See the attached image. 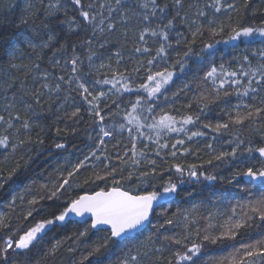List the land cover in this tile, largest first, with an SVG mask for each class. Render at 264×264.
Returning a JSON list of instances; mask_svg holds the SVG:
<instances>
[{"label": "snow or ice", "instance_id": "snow-or-ice-1", "mask_svg": "<svg viewBox=\"0 0 264 264\" xmlns=\"http://www.w3.org/2000/svg\"><path fill=\"white\" fill-rule=\"evenodd\" d=\"M251 3L252 0H243V8L248 9ZM261 3L264 4V0H261ZM71 5L78 17L64 20L58 15L62 9L66 12L67 5L62 3V0H38V4L29 0L24 10L25 15L20 20L21 24L29 27L0 43V93L3 94L4 111L8 116L6 118L0 114V126H6L3 128L4 134H0V148H10L11 153L25 149L34 143L31 136L34 127H39L35 143L43 145L44 140L40 138V133L44 132V128L34 124L31 117L39 114L36 106L43 107L45 93L47 99L53 101L60 99L61 93L64 92L65 104L70 97L73 102L79 97L80 101L87 105V113L96 118L93 124L97 131V150L100 146L106 148L107 138H115L117 134L123 137L127 134V150L123 156L117 153L116 158L124 166L120 167L121 173L125 167L136 170L128 172V180L136 175L138 183L132 190L126 188L121 183L123 175L117 178V167L104 163L105 160L110 162V157L105 155L101 159L97 151H92L70 169H65L66 176L60 173L51 188H48V185L43 186L50 193L47 197L33 196L28 203L35 205L45 198L49 201L54 198L61 199L58 194L73 189L78 180L77 174L83 175L81 169H87L86 161L92 158L100 161L104 168L103 174H94L95 180L91 183L107 181L111 177L112 186L97 185L99 190L93 194L69 197L56 205V211L50 215H44L35 207L29 208L24 219L32 226L19 235L13 234L6 214L0 216V229L8 230L6 238L0 236V264H20L19 261L10 262L11 254L24 256L23 264H32V259L26 254L36 249L43 241L46 230L50 226L64 225L73 220L86 225L84 231L79 232L80 237L86 236L89 230L107 233L104 242L85 255L81 264L89 257L101 253L110 241L120 244V254L114 261L111 258H108L107 262L98 259L96 264H161L166 249L172 254L167 264H196L195 258L199 256L203 246L197 242V239L201 238V227L204 228L203 242H237L232 245L233 253L224 258L227 264H264V237L244 241V234L241 232L242 229L252 227L257 221L260 226H264V192L255 198L237 201L230 207V214L219 225L213 223L217 217L210 213L204 217L205 226L194 227L198 222L190 213L181 214L179 210L173 213L172 218H166L159 224L150 219L155 209L167 204V198L178 191V184L173 182L171 175L159 189L156 187L153 181L157 179V174L162 177L163 173L160 172L157 160L151 157H158L167 163L165 155L174 159H178V153L179 156H187L191 154V149L185 146L186 142L199 144L201 139L204 140L206 155L209 157L207 164H212L214 160L226 161L229 157L236 160L247 154L244 159H240L244 168L234 174V179L243 176L249 182L259 181L260 188L264 189V146H255L251 140L246 143L232 128L244 125L246 121L252 124H256L257 120L264 121V22L257 25L227 26L230 30L226 39H213L225 33L226 28L224 23L217 22L215 13L227 12L229 9L239 11L234 3L205 0L201 7L199 0L195 3L192 0H134L132 4H129L128 0H93L88 3L84 0H71ZM206 9L212 10L211 18ZM193 10L194 19L190 16ZM251 11L255 15L256 10L253 8ZM201 18L206 21V27ZM53 19L66 25L68 32L77 35L83 32L84 36L78 43H62L59 34L50 27ZM178 20L188 29L191 36L189 40L183 32L175 31L174 43L176 46L183 43L182 51L179 47L174 48L173 44V30L176 29ZM153 23L155 27H152ZM117 24L121 25L123 41L114 42L110 36L116 35ZM205 31L208 41L204 43L201 52L196 54L198 59L204 60L206 52L210 57L209 50L220 43H231L234 47L243 45L244 53L234 58L235 64L226 66L225 63H220L217 66L212 63L202 73L196 85L198 92L184 105L185 111L174 109V102L180 93L187 94L192 90L188 83H184L178 91L171 94L172 103L162 105L161 99L169 100V85L173 83L177 69L181 73L185 71L188 60L193 56L192 45L196 43L197 37L204 36ZM129 39L131 48H127ZM97 42L99 50H107L108 62L102 59V51L97 50ZM116 44L120 47L117 48ZM172 50L176 52V58L170 63ZM33 55L35 60L32 59ZM126 55L128 61L135 58V64L121 70L120 65L125 61ZM24 59L30 60L31 63H24ZM113 59L115 68L112 65ZM45 60L50 62L53 71H49ZM55 69H59L60 74H57ZM13 70L22 71L26 79L17 82ZM28 76L32 78L31 90L26 87ZM104 86H110L108 91L103 90ZM72 93H75L76 97H73ZM125 94L129 95L125 97ZM222 97L236 98L235 104H232L231 100L225 101L222 111L228 117L227 121H217L214 124L202 122L201 116L209 105ZM109 100L111 104L108 103ZM102 102L104 108L101 107ZM194 107L196 110L190 111ZM81 110L80 107H75L71 112L64 109L61 119L78 122L77 118H82ZM21 113H24L23 118ZM106 117L110 120L108 124L105 123ZM61 131L62 129L57 127V134ZM261 136L264 137V133H261ZM261 144L264 145V139ZM114 146L119 147L120 141L117 140ZM55 147L63 149L66 145L56 143ZM126 157L128 159H125ZM20 159L25 157L21 156ZM142 164L144 169L140 170ZM18 167L19 162L10 170L4 183H0V189L12 179ZM197 167L195 163L184 165L176 162L166 171H174L181 177V184L185 174L193 180H199L200 176L207 181L217 179L214 175L198 172ZM84 183H90V179L86 177ZM228 183H233V180H228ZM141 186L144 191L139 190ZM148 187L152 190L148 191ZM241 191L250 194V189L246 186H241ZM19 199L23 201V195ZM15 203L16 199L13 198L12 205ZM34 213L42 218L37 219ZM181 216L183 235L169 236L160 232L164 225L181 226ZM148 224L156 229V233L148 235L144 240L139 239ZM192 228L195 237L190 230ZM161 236L164 241L178 247L171 249L168 244L157 247ZM238 236H241L239 241ZM60 245L61 241H57L46 252L40 253L41 258L55 256ZM224 261H221V264H224Z\"/></svg>", "mask_w": 264, "mask_h": 264}, {"label": "trees", "instance_id": "trees-1", "mask_svg": "<svg viewBox=\"0 0 264 264\" xmlns=\"http://www.w3.org/2000/svg\"><path fill=\"white\" fill-rule=\"evenodd\" d=\"M27 0H0V43L7 41L8 39L15 37L18 33L23 32L28 25L21 24L20 20L23 15H25L24 3ZM85 3L93 2L92 0H84ZM129 4L134 3V0H128ZM196 2V0H192ZM225 3H234L239 11H234L229 9L227 12L222 11L221 13H215L217 16V22H222L226 25L225 33H222L221 36L215 37L213 39L227 38V32L230 30L227 26H234L240 24L242 26L247 25H257L264 22V4L261 3V0H252V3L249 5L248 9L243 8V0H224ZM62 3L67 5L66 12L65 9H62L58 14L61 19L70 20L72 17L77 16L78 14L73 10L71 5V0H62ZM205 0H199V5L203 7ZM38 4V3H37ZM10 6V7H9ZM255 9V15L252 14V9ZM208 16L211 18L213 12L211 9H206ZM190 16L194 19V10L190 13ZM201 22H204V19L201 18ZM38 23V22H37ZM155 23L152 24V27H155ZM51 29L58 33L61 42L67 41L68 43H78L79 39L84 36L83 32H79V35L70 33L67 30V26L61 24L59 20L53 19L50 24ZM117 32L115 36H110V38L115 42L117 40L123 41V36L121 35V25L117 24ZM179 30L183 32L185 36L191 40L190 33L188 29L181 25L179 20L176 22V29L173 30V44L174 48L179 47L181 51L183 50V43L180 46H176L174 41L175 31ZM90 36L91 33L89 32ZM110 35V34H107ZM208 41V34L205 31L203 37H197L196 43L192 45L193 56L187 62L186 69L183 73L179 72L177 69V74L174 77V81L169 85L170 91L168 92L169 100L164 101L161 99L160 103L162 105H167L172 103L171 94L178 91L184 83H188L191 86V91L185 93H180L178 97L175 98L174 109H180L185 111L184 105H186L191 97L198 92L196 87L199 79L202 76V73L210 67L212 63L217 66L220 63H225L228 66L230 63L235 64L234 58L240 57L244 53V46L234 47L233 44H217L213 49L209 50L211 56L206 52L204 53L205 59H198L197 55L201 52V49L204 47V43ZM97 42V50L102 51V59L105 62H108V53L107 50H99ZM151 43V41H150ZM239 43V42H235ZM111 47V45H109ZM116 47L119 48L120 45L116 44ZM131 40L127 44V48H131ZM59 58V55L57 56ZM176 58V52L172 50L170 63ZM33 60L36 59L35 55L32 57ZM24 63H31L30 60L24 59ZM45 64L49 65V71H53L50 66V62L45 60ZM135 64V58L132 61L127 60V55L125 56V61L120 65L121 70H124L125 67H132ZM113 68L116 67L115 61H112ZM57 74H60L59 69L54 70ZM106 71V70H105ZM14 75L17 77V82L20 80H25V74L21 72H15ZM139 82V81H137ZM32 78L31 76L27 77L26 87L31 90ZM67 87V86H65ZM110 86H104L103 90L108 91ZM11 94L9 93V96ZM65 93H61L60 99H54L49 101L47 99V93H45V103L43 107L36 106L39 114L32 115L31 120L34 124L42 126L44 132L40 133V138L44 140V144L35 143L37 139V133L39 132V127H34L31 133L34 143L27 146L25 149H18L16 153H11V149L8 150L0 148V183H4L7 178L10 170L17 166L19 162V167L16 170L15 175L12 176L11 180H8L5 184V187L0 189V216L6 214L7 220L10 222V228L13 230L14 235H19L24 230L29 228L31 223L24 219V216L27 215L29 208L35 207L44 213V215H50L52 212L56 211V205L63 202L69 197L76 195H81L83 193H92L99 190L97 185L100 187H111V177L107 181H95L91 183L92 180H95V173L100 172L103 174L104 165L97 161L95 158H92L89 161H86L88 164L87 169H81L83 175H78V180L73 189L68 192H62L58 195L61 199H53L49 201L47 198L39 200L35 205H30L28 201L33 196H45L49 195V191L43 186L48 185V188H51L52 183L57 180L58 175L63 173L67 175L65 169H70L71 165H75L78 161L83 160L86 155H90L92 151H97V155L104 158L105 155L110 157V162L105 160L104 163H109L110 167H117V178L122 174L124 179L121 183L132 190L135 188L138 183L136 175H133L131 180H128V172L136 171L133 168L125 167L123 173L120 172V167H124L121 164V161L116 158V154L119 153L120 156L124 155V152L127 150L125 144L127 143V134L125 133L123 137L119 134L115 138H107L106 148L103 146L99 147L96 143V127L93 124V120L96 119L90 116L87 111L86 104H83L80 101L79 97H76L75 93H72L75 98V102L70 97L67 104L64 103ZM129 94H125L127 97ZM115 98V97H113ZM231 100L232 104L236 103L235 97L221 98V100L216 103L210 104L209 108L205 111L204 115L201 116V121L204 123H216L217 121H227L228 117L222 111L225 101ZM0 100H3V94L0 93ZM111 104V101H108ZM63 106V107H61ZM75 107H80L82 110L80 112V117L77 118L78 122H73L72 120L61 119L64 114V109L71 112ZM101 107L104 108L105 105L102 102ZM59 109V111H58ZM115 110V106H113ZM196 110L195 107L190 110ZM107 111V109H105ZM0 114L5 115L8 118L7 113ZM23 118L24 113H21ZM264 116V114H262ZM118 119V117L116 118ZM110 120L106 117L105 123L108 124ZM6 126H0V134L3 133V128ZM59 127L62 131L57 134L56 129ZM233 131L237 135H240L241 138L247 143L248 140H251L255 146H264L261 144V140L264 137L261 136V133H264V121L257 120L256 124L246 121L244 125L232 126ZM74 129V131H73ZM14 131V130H10ZM207 131V129H204ZM91 137V138H90ZM228 138V137H226ZM207 139V138H204ZM120 141V146L115 147L116 141ZM174 143V141H171ZM56 143H63L66 145L63 149H56ZM190 147L191 154L187 156H179L178 159H174L170 155H165L164 159L167 163H164L160 158L152 156L157 160L159 165L160 172L163 173L161 177L157 174V179L153 181L156 187L159 189L165 181H167L169 175L172 176L173 182L178 184V191L176 194L168 197V203L163 204L161 207H157L153 217L152 222L159 224L166 218H172L173 213L179 212L190 213L191 217L194 218L198 223L194 227H201L206 225V220L204 217H207L210 212L205 210L207 207L214 205L222 206L224 208L223 215L214 220V224L223 223L227 215L230 214V207L234 206L237 201L243 202L248 198H255L261 195L264 192V189L260 188L259 181L249 182L247 178L240 176L234 179V174L244 168V165L240 163V159L245 157H240L239 159L233 160L231 157L227 158L226 161H213L212 164H207L206 161L209 157L206 155L207 149L204 148V140L201 139L199 144L195 142H186V145ZM140 145L138 144V148ZM179 147V146H178ZM199 149V151H197ZM167 152V150H165ZM258 155V154H257ZM24 156L25 159L21 160L20 157ZM131 153H129V157ZM7 157V159H5ZM125 159H128L127 157ZM179 162L181 164L187 165L191 163L197 164V171L203 172L204 175H214L217 177L214 181H207L203 176H200L199 180L190 179L187 174L183 176V183H180L181 177L173 172L169 173L166 169L172 164ZM255 163V161H252ZM130 163V160H129ZM70 164V165H69ZM259 166V165H257ZM144 169V165H141V169ZM90 179V183L85 184V178ZM232 179L233 183L229 184L228 180ZM241 186H246L250 189V194L241 191ZM140 191H144V187L141 186ZM148 191H151L152 188L148 187ZM23 195L24 199L21 201L19 197ZM16 199V203L13 206L12 200ZM195 211V213H194ZM163 213V215H162ZM37 219L42 218L41 216L34 213ZM181 220V226L177 227L175 225H164V228L160 229V232H163L164 235H183V221L182 216L179 217ZM86 225L77 224L68 222L64 225H53L46 230V235H44L43 241L37 245L36 249H33L32 252H28L26 255L29 259H32V264H81L82 258L87 255L93 248L104 242L107 233L104 231L93 232L89 230L86 236L80 237L78 234L81 231H84ZM19 231H15V230ZM150 229V231H148ZM193 231V236L195 237L194 228L190 229ZM8 230L0 229V236H5ZM219 231V228L216 230ZM243 235V240L248 241L250 238H260L264 237V226H260V222L257 221L250 228H245L241 230ZM156 233V229L152 227L151 224L143 231V235L139 239L144 240L148 235ZM204 234V228L201 227V238L197 239V242L202 243L201 252L198 257H196V264H221V261H224L225 257L231 255L234 251L232 245L236 244V241L232 240H223L217 241L213 244L211 242H203L202 235ZM215 234V233H214ZM241 240V236L237 237V241ZM57 241H61V245L55 256H48L41 258L40 253L46 252ZM161 244H168L171 249H175L178 246L171 244V242H166L163 240V237H160L159 242L156 246L160 247ZM238 247V244H237ZM69 249H72L69 251ZM121 252V246L119 243L109 242L108 247L101 250V253H97L89 257L88 260H84L83 264H96V261L103 260L107 262L108 258H111L113 261L116 259L117 255ZM160 255V254H157ZM33 257H35L33 259ZM172 258L171 251L167 249L164 251L161 264H167V260ZM10 262L19 261L20 264H23L25 259L24 256L17 257L15 254H11ZM155 259V257H153ZM224 264H227L224 261Z\"/></svg>", "mask_w": 264, "mask_h": 264}, {"label": "rangeland", "instance_id": "rangeland-1", "mask_svg": "<svg viewBox=\"0 0 264 264\" xmlns=\"http://www.w3.org/2000/svg\"><path fill=\"white\" fill-rule=\"evenodd\" d=\"M28 2H29V0H27L24 3V9L26 8ZM32 2L33 3H38V0H32ZM215 18H217V16H215ZM218 23H220V22H218ZM4 107H5V101L4 100H0V111H2V113H5ZM70 167H72V165ZM205 210H208L211 214H213L214 216H216L217 219H218V218H220L223 215L224 208L222 206H218L217 207V205H214V206H211V207H208V208L206 207ZM194 213H195V211H194ZM148 231H150V229H148Z\"/></svg>", "mask_w": 264, "mask_h": 264}, {"label": "water", "instance_id": "water-1", "mask_svg": "<svg viewBox=\"0 0 264 264\" xmlns=\"http://www.w3.org/2000/svg\"><path fill=\"white\" fill-rule=\"evenodd\" d=\"M90 194H93V192L92 193H83V194H81V195H90ZM157 209V208H156ZM156 209H155V211H156ZM153 217V216H152ZM152 217H150V219L152 220ZM68 223V222H67ZM72 223H76L75 222V220H73L72 221ZM77 224H83L82 222L81 223H77ZM149 225V224H148ZM148 225H146V227H145V229L148 227ZM144 229V230H145ZM93 232H98L99 230H92Z\"/></svg>", "mask_w": 264, "mask_h": 264}]
</instances>
